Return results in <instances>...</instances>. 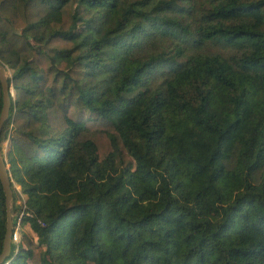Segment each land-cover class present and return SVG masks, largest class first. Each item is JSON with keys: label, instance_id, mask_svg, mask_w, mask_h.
I'll list each match as a JSON object with an SVG mask.
<instances>
[{"label": "trees", "instance_id": "1", "mask_svg": "<svg viewBox=\"0 0 264 264\" xmlns=\"http://www.w3.org/2000/svg\"><path fill=\"white\" fill-rule=\"evenodd\" d=\"M0 62V264H264V0H0Z\"/></svg>", "mask_w": 264, "mask_h": 264}, {"label": "water", "instance_id": "2", "mask_svg": "<svg viewBox=\"0 0 264 264\" xmlns=\"http://www.w3.org/2000/svg\"><path fill=\"white\" fill-rule=\"evenodd\" d=\"M6 71L5 66L0 62V92H1V107H0V128L4 120L8 116L9 109V93L11 94V89L8 88L6 81ZM0 187L3 192L4 206H5V230L2 239L1 251H0V263L8 256L10 251L11 243V232H12V221L10 213V200H11V189L10 180L7 173V167L4 163V159L1 155L0 150Z\"/></svg>", "mask_w": 264, "mask_h": 264}, {"label": "rangeland", "instance_id": "3", "mask_svg": "<svg viewBox=\"0 0 264 264\" xmlns=\"http://www.w3.org/2000/svg\"><path fill=\"white\" fill-rule=\"evenodd\" d=\"M5 71H6V75L10 74V70L9 69H6ZM11 94H13L12 91H11ZM0 148H1V155H2L3 159H5V154H6V151L8 149V141H7V139L0 144ZM6 167H7V165H6ZM11 183H12V188H13V190L15 192V203L14 204L17 206V211H18V208L20 209V208L23 207V201H24L25 197L20 192L19 186L17 184H15L14 182H12V181H11ZM20 214H21V212L18 211L17 212V218L19 217ZM21 232H26L30 236L33 235L30 232V230H29L28 224H26V223H24V224L18 223V226L16 228L17 242L19 241V237H20V233Z\"/></svg>", "mask_w": 264, "mask_h": 264}, {"label": "built area", "instance_id": "4", "mask_svg": "<svg viewBox=\"0 0 264 264\" xmlns=\"http://www.w3.org/2000/svg\"><path fill=\"white\" fill-rule=\"evenodd\" d=\"M20 215L16 219L14 226L12 225V232H11V236H10L12 242H17L16 228H17L19 220H20Z\"/></svg>", "mask_w": 264, "mask_h": 264}]
</instances>
